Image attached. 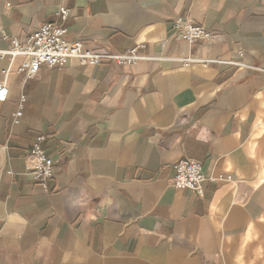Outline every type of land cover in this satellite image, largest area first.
Instances as JSON below:
<instances>
[{
	"label": "crops",
	"instance_id": "1",
	"mask_svg": "<svg viewBox=\"0 0 264 264\" xmlns=\"http://www.w3.org/2000/svg\"><path fill=\"white\" fill-rule=\"evenodd\" d=\"M62 7L67 41L153 59L29 80L0 60V264H264V0H0V26L25 38ZM179 17L215 41L176 39ZM39 135L48 192L28 171ZM183 159L202 196L173 186Z\"/></svg>",
	"mask_w": 264,
	"mask_h": 264
},
{
	"label": "built area",
	"instance_id": "2",
	"mask_svg": "<svg viewBox=\"0 0 264 264\" xmlns=\"http://www.w3.org/2000/svg\"><path fill=\"white\" fill-rule=\"evenodd\" d=\"M70 17H72V11L69 8L62 7L59 10L56 22L44 24L36 33L25 38L11 36L0 26V39L9 45L8 48L0 49V60L9 59L10 65H12L16 59L22 58L23 61L17 67L16 74L29 80L34 79L38 75L42 66H46L49 69H62L72 59L77 60L81 66L90 67L105 64L129 67L137 65L141 61L153 59L143 53L146 48L145 43H138L122 53H111L99 48H87L82 41H67L68 28L66 23ZM172 30L176 39H181L189 44L196 42L213 43L216 37L212 30L197 25L184 17H179L173 21ZM239 55L240 57L244 56L242 52ZM183 61L189 64L198 60L186 57ZM236 65L241 66L240 62L236 63ZM10 70V67L3 70V75L7 77ZM8 93L9 88L6 81H4L0 86V102L7 100ZM24 102L25 96H22L18 110L13 115L14 125L20 124ZM45 141L46 136L44 135L36 137L31 149L33 165L28 167V171L33 181L43 191L48 192L50 190V181L55 174V167L54 161L47 155L43 147ZM173 168L176 173L173 186L177 190H191L200 196L204 194L203 183L206 178L202 162L183 159L176 162ZM8 174L12 175L13 173L10 171Z\"/></svg>",
	"mask_w": 264,
	"mask_h": 264
}]
</instances>
